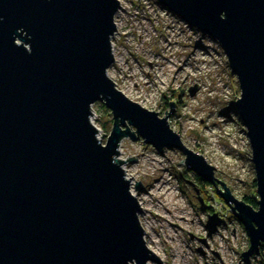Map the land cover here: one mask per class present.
Returning <instances> with one entry per match:
<instances>
[{
  "label": "water",
  "instance_id": "95a60500",
  "mask_svg": "<svg viewBox=\"0 0 264 264\" xmlns=\"http://www.w3.org/2000/svg\"><path fill=\"white\" fill-rule=\"evenodd\" d=\"M156 1L213 37L236 76L233 104L249 141L257 208L218 179L223 190L215 191L246 232L239 255L248 264L264 243V0ZM119 6L0 0V264H161L144 243L139 203L116 159L123 136L158 152L176 148L196 176L216 182L213 167L181 143L166 115L132 101L107 76ZM94 101L112 116L103 144L89 120ZM206 219L208 233L223 222Z\"/></svg>",
  "mask_w": 264,
  "mask_h": 264
},
{
  "label": "rangeland",
  "instance_id": "374dc122",
  "mask_svg": "<svg viewBox=\"0 0 264 264\" xmlns=\"http://www.w3.org/2000/svg\"><path fill=\"white\" fill-rule=\"evenodd\" d=\"M118 3L107 76L132 101L159 117L166 115L181 143L213 167L216 181L204 184L184 165V154L176 148L158 152L141 138H120L116 159L123 160L120 165L138 200L144 243L156 250L161 264H246L239 255L248 246L246 232L215 191V187L223 190L218 179L235 198L257 199L249 141L233 104L239 87L226 55L213 37L156 0ZM191 87L195 89L190 94ZM90 113L103 144L112 116L100 101L92 103ZM129 156L135 160L128 161ZM134 180L140 189L133 188ZM208 214L223 221L212 233L204 227ZM177 245L183 258L176 257ZM256 250L248 256V264H264V243Z\"/></svg>",
  "mask_w": 264,
  "mask_h": 264
},
{
  "label": "trees",
  "instance_id": "16d2710c",
  "mask_svg": "<svg viewBox=\"0 0 264 264\" xmlns=\"http://www.w3.org/2000/svg\"><path fill=\"white\" fill-rule=\"evenodd\" d=\"M204 184H206L207 182L203 181ZM253 187L255 188V184L254 181L252 182ZM241 199L244 200L245 203H247L250 206H253L254 208H257L256 206V198L252 195H241Z\"/></svg>",
  "mask_w": 264,
  "mask_h": 264
},
{
  "label": "bare ground",
  "instance_id": "6f19581e",
  "mask_svg": "<svg viewBox=\"0 0 264 264\" xmlns=\"http://www.w3.org/2000/svg\"><path fill=\"white\" fill-rule=\"evenodd\" d=\"M120 166H121V165H120ZM121 168H122L123 171H124V168H123L122 166H121ZM124 176L126 177V173H125V172H124ZM174 209H177V208L174 207ZM177 212L180 213L181 211H180V210H177ZM170 218H171V217H170ZM171 220L174 221L172 218H171ZM149 250H150L152 253H156V250H155V249L149 248ZM176 253H177L176 257H178V258H179V256L183 258V256L185 255V253H182V251L179 249V246H178V245H177ZM183 262H184V259H183Z\"/></svg>",
  "mask_w": 264,
  "mask_h": 264
}]
</instances>
